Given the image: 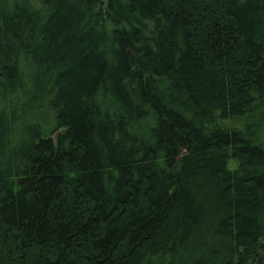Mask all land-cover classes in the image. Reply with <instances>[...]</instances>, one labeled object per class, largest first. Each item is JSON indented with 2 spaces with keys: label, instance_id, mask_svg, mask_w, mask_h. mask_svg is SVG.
I'll list each match as a JSON object with an SVG mask.
<instances>
[{
  "label": "trees",
  "instance_id": "16d2710c",
  "mask_svg": "<svg viewBox=\"0 0 264 264\" xmlns=\"http://www.w3.org/2000/svg\"><path fill=\"white\" fill-rule=\"evenodd\" d=\"M263 128L264 0H0V264H264Z\"/></svg>",
  "mask_w": 264,
  "mask_h": 264
},
{
  "label": "rangeland",
  "instance_id": "374dc122",
  "mask_svg": "<svg viewBox=\"0 0 264 264\" xmlns=\"http://www.w3.org/2000/svg\"><path fill=\"white\" fill-rule=\"evenodd\" d=\"M260 141L263 143V145H264V128H263V130H262V132H261V135H260ZM232 166V165H231Z\"/></svg>",
  "mask_w": 264,
  "mask_h": 264
}]
</instances>
